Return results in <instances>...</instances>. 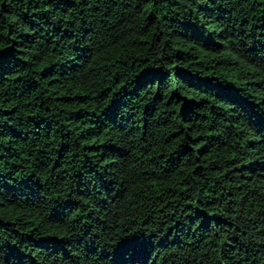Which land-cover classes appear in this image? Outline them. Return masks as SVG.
I'll list each match as a JSON object with an SVG mask.
<instances>
[{
	"label": "clouds",
	"instance_id": "9594fccd",
	"mask_svg": "<svg viewBox=\"0 0 264 264\" xmlns=\"http://www.w3.org/2000/svg\"><path fill=\"white\" fill-rule=\"evenodd\" d=\"M264 0H0V264H264Z\"/></svg>",
	"mask_w": 264,
	"mask_h": 264
},
{
	"label": "trees",
	"instance_id": "16d2710c",
	"mask_svg": "<svg viewBox=\"0 0 264 264\" xmlns=\"http://www.w3.org/2000/svg\"><path fill=\"white\" fill-rule=\"evenodd\" d=\"M259 123H261V125L264 126V121H259Z\"/></svg>",
	"mask_w": 264,
	"mask_h": 264
}]
</instances>
